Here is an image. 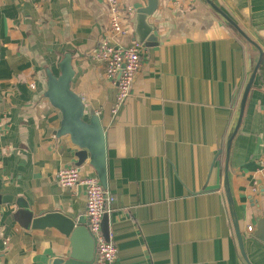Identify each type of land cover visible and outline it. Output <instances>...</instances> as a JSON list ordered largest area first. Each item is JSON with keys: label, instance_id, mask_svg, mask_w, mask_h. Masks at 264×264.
Returning <instances> with one entry per match:
<instances>
[{"label": "crops", "instance_id": "obj_1", "mask_svg": "<svg viewBox=\"0 0 264 264\" xmlns=\"http://www.w3.org/2000/svg\"><path fill=\"white\" fill-rule=\"evenodd\" d=\"M213 1L264 55V0ZM121 2L134 11L147 4ZM156 5L148 19L154 40L142 43L130 95L112 112L114 83L92 58L108 20L106 1L0 0V264H52L68 253L69 239L53 227L31 228L30 215L85 217L83 187L56 181L58 169L75 165L77 148L57 135L61 114L45 96L46 71L58 75L66 53L71 88L104 133L113 264H264V244L252 236L264 210L261 62L227 170L246 261L223 189L225 141L259 51L205 0ZM132 38L133 31L115 40ZM77 167L96 176L87 159Z\"/></svg>", "mask_w": 264, "mask_h": 264}, {"label": "water", "instance_id": "obj_2", "mask_svg": "<svg viewBox=\"0 0 264 264\" xmlns=\"http://www.w3.org/2000/svg\"><path fill=\"white\" fill-rule=\"evenodd\" d=\"M208 7L216 13L227 25L231 26L235 32L249 44L255 46L259 51V56L254 64L251 73L244 86L240 97L236 118L234 119L228 136L225 141V165L223 175V189L226 195L233 229L238 241V246L243 259L246 261L242 237L239 231L236 213L230 189L228 185V157L230 146L236 134L249 91L253 85L259 64L262 59L263 51L242 29L218 7L213 0H205ZM156 0H147V4H138L135 7L134 15L131 18L133 41L139 44L145 40L152 41L156 35L153 25L149 23V17L156 9ZM152 34V35H151ZM58 75H54L47 69L45 96L50 103L60 111L61 121L57 135H68L71 142L76 146L75 165L80 166L84 160H88L93 167L96 176L103 187H106V167H105V146L104 133L98 117L94 110L86 107L81 97L71 88V81L74 70L71 63V55L66 53L58 63ZM86 116V120L84 117ZM221 154V150L216 155ZM214 161L212 162L213 167ZM211 167V168H212ZM29 226L33 229H43L45 227L56 228L60 233L69 239V250L65 257H58L52 264H95L96 241L87 226V219L84 216L77 218L65 215L60 211L47 212L39 216L30 215ZM101 230L108 240V215L105 213L102 218ZM252 236L264 244V210L254 221ZM248 264V262H246Z\"/></svg>", "mask_w": 264, "mask_h": 264}, {"label": "built area", "instance_id": "obj_3", "mask_svg": "<svg viewBox=\"0 0 264 264\" xmlns=\"http://www.w3.org/2000/svg\"><path fill=\"white\" fill-rule=\"evenodd\" d=\"M108 20L104 35L99 39L92 58L104 64L105 73L115 86L112 112H115L127 100L135 74L140 67L142 44L130 42L120 44L116 38H122L132 32L131 18L134 9L125 6L121 0H105ZM264 174V159L260 160ZM56 181L60 187L73 188L77 185L85 191V218L87 226L96 241L95 264H113L117 257V247L102 230L103 215L109 214L113 197L99 182L97 176L82 175L75 165L61 167L56 172ZM253 190L258 189L255 182ZM264 190V186H263Z\"/></svg>", "mask_w": 264, "mask_h": 264}, {"label": "trees", "instance_id": "obj_4", "mask_svg": "<svg viewBox=\"0 0 264 264\" xmlns=\"http://www.w3.org/2000/svg\"><path fill=\"white\" fill-rule=\"evenodd\" d=\"M261 63L264 64V55H262Z\"/></svg>", "mask_w": 264, "mask_h": 264}]
</instances>
